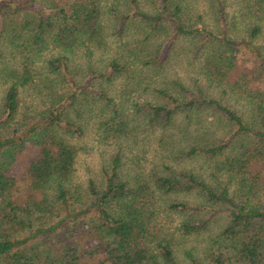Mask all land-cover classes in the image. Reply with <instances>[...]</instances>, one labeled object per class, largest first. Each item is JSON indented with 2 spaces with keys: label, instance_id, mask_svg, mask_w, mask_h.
Segmentation results:
<instances>
[{
  "label": "trees",
  "instance_id": "16d2710c",
  "mask_svg": "<svg viewBox=\"0 0 264 264\" xmlns=\"http://www.w3.org/2000/svg\"><path fill=\"white\" fill-rule=\"evenodd\" d=\"M105 1L0 0L1 45L9 52L0 68L8 83L0 109V264H181L176 248L208 229L211 219L204 213L211 206L227 211V222L207 248L206 261L190 254L191 264H264V47L256 43L263 28L253 26L246 40L230 38L227 0H210L212 26L185 24L186 0H151L153 13L139 0H123L126 11L112 5L116 35L123 36L132 21L147 30L144 40L118 49L109 72L97 75L131 79L138 61L162 67L168 58L163 45L151 49L146 43L170 26L175 37L201 38L207 52L200 72L221 90L220 97L171 79L149 89L153 100L136 102L132 117L103 90L93 98L73 92L68 98L54 95L40 117L12 128L20 91L34 78L31 61L48 45L66 53L107 48ZM242 11L264 17V0H246ZM0 55L5 57L1 48ZM69 60L67 55L50 59L51 73H68ZM227 95L243 99L247 110L228 105ZM100 103L98 129L118 147L100 183L90 180L82 198L73 183L79 150L69 138L81 137L84 129L70 111L80 116L83 106L94 112ZM206 112L219 123L189 133V144L172 156L199 161V169L175 167L171 155L149 170L139 160L131 165L135 157L128 155L140 132L165 134L179 127L185 133L190 119ZM159 139L162 144L164 136ZM30 147L36 155L17 173L19 158ZM217 174L227 180L214 181ZM178 194H193L199 202H167ZM163 205L184 217L179 236L160 220Z\"/></svg>",
  "mask_w": 264,
  "mask_h": 264
},
{
  "label": "rangeland",
  "instance_id": "374dc122",
  "mask_svg": "<svg viewBox=\"0 0 264 264\" xmlns=\"http://www.w3.org/2000/svg\"><path fill=\"white\" fill-rule=\"evenodd\" d=\"M139 2L143 10L153 13L154 9L151 0H139ZM186 3L188 8L183 18L185 24L197 26L201 22L209 26L214 25L213 6L210 0H186ZM104 5L107 12L104 18V22L107 25L106 36L109 43L107 48L100 50L94 47H91V49L82 47L73 53H66L62 49L56 48L53 44L48 45L37 58L31 61L34 78L28 86L20 91L19 112L12 123V128H20L23 122L29 121L32 117H40V114L52 106V97L54 95L65 94L66 98H68L73 92L82 94L80 97L93 98L97 96L98 92L103 90L109 97L114 99L119 108H123L125 114H131L132 117L136 116L134 115V104L136 102L153 100L149 89L162 86L165 81L171 79L180 80L192 89L204 88L214 96H221V90L215 88V84L207 81L200 72L204 55L207 52L206 48L200 47L202 45L201 38L175 37V32L170 26H167V29H164L165 31L162 33L151 37L146 43L147 47L151 49L156 48L160 44L163 45L162 49L168 54V58L162 67L146 66L138 61L137 64L133 65V77L131 79L126 75L114 77L111 81L98 78V74L109 72L110 68H108V65L115 55H120V52H118L119 48H122L126 43L144 40L145 34L143 32L147 30L146 25L138 21H132L130 26L125 29L123 36L116 35L114 31L116 22L110 16L114 13L111 7L112 5H117L119 11H126L127 6L123 4V0H106ZM245 5L246 0H227L230 22L232 24L229 36L233 39L246 40L250 36L252 27L258 24L262 26L263 31L256 43L264 47V17H257L254 14H250L249 11H242V7ZM129 9L128 12L133 13V10ZM200 16H202V19H199ZM3 42L4 39L0 37V45ZM0 48L5 53V57L0 55L1 68L8 61L9 52L4 45H1ZM63 55H67L70 59L68 73L64 75L52 74L48 61ZM92 70L96 74L91 73ZM132 82L139 84V87H134ZM7 88L8 83L0 77V109ZM132 88L134 90L131 92ZM68 101L66 104H68ZM225 102L240 112L247 110L245 101L234 95L225 96ZM103 109L104 106L100 103V105L95 106L94 112H91L87 105L83 106L80 116L77 112L70 111V117H73L74 121L82 125L84 129L81 137L76 135L69 138L79 150L73 183L82 194V198L86 195L90 180L100 183L103 167L118 147L115 142L105 141L101 131L98 129L97 114ZM190 120L192 121H190L185 133H182L179 127L169 129L165 134H160L159 132L152 134L150 131L140 132L139 143L131 149V155H128L130 158L135 157V163H131V165H136L137 160H139L140 163H138L149 170L153 163L160 161L164 156L171 155L170 161H174V164H169L175 167L199 169L202 165L199 161L182 158V156L179 160H174L172 156L189 144V133L203 132L209 126L214 127V123L218 122V117L213 113L206 112L194 115ZM182 123L180 122L178 125H182ZM223 127L221 125V129ZM161 135L164 136L162 144L159 139ZM123 145L124 147L126 146L125 144ZM35 155L36 151L32 150V147L28 148L19 158L17 173ZM208 179L210 180V178ZM213 180L220 182L227 179L225 180L224 175L217 174ZM166 200L167 202L174 200L188 203L199 202V199L193 194L171 195L166 197ZM217 209L218 207L211 206L204 213L206 217H210L211 223L202 235L188 236L186 241L176 248V255L181 264H191L190 254L206 261L207 248L211 245L213 237L221 232L227 222V211H218ZM160 220L164 223L166 230H171L172 234L179 236L180 231L178 229L184 221V217L181 214L168 211L164 207Z\"/></svg>",
  "mask_w": 264,
  "mask_h": 264
}]
</instances>
